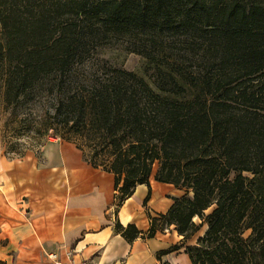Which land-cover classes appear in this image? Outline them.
<instances>
[{"label":"trees","instance_id":"obj_1","mask_svg":"<svg viewBox=\"0 0 264 264\" xmlns=\"http://www.w3.org/2000/svg\"><path fill=\"white\" fill-rule=\"evenodd\" d=\"M112 46L154 84L98 57ZM0 85L15 118L30 105L27 130L114 174L121 201L153 175L185 190L162 217L186 239L208 221L210 264H264V0H0Z\"/></svg>","mask_w":264,"mask_h":264},{"label":"crops","instance_id":"obj_2","mask_svg":"<svg viewBox=\"0 0 264 264\" xmlns=\"http://www.w3.org/2000/svg\"><path fill=\"white\" fill-rule=\"evenodd\" d=\"M41 155L10 157L0 141V264H55L53 254L62 262L192 264L187 248L206 228L187 239L174 225L161 228L185 190L153 175L121 201L115 175L87 163L76 145L51 139ZM129 226L139 232L133 239L123 233Z\"/></svg>","mask_w":264,"mask_h":264},{"label":"rangeland","instance_id":"obj_3","mask_svg":"<svg viewBox=\"0 0 264 264\" xmlns=\"http://www.w3.org/2000/svg\"><path fill=\"white\" fill-rule=\"evenodd\" d=\"M98 57L108 62L110 65L122 68L130 72L136 73L139 77L144 78L147 82L150 84H154V77H153V70L148 69L146 65L145 59L135 53H129L123 47L121 46H112V47H105L101 48L98 53ZM3 89L0 85V141L3 144L5 148V152L10 157H24L28 154H35L40 159L42 158V148L46 143H48L51 139L60 137H52L51 135L47 136H40L34 133L33 131L27 130L26 126H29L31 123L25 122L23 120H30V117L27 116L30 105H27L24 107L21 111L18 110L15 114L17 118L14 117V112L12 110H7L5 106L3 105ZM39 105L36 107L39 109ZM38 111V110H37ZM35 114L37 113L34 111ZM24 126V129H23ZM159 169V164L157 163L154 166L153 173L156 174L157 170ZM118 196L119 199L122 196V191L118 190ZM199 219H196V224H200ZM176 226L177 225L173 224ZM161 228L166 229L168 228V223H164L161 225ZM206 228H209L208 221L200 228L199 232H202V230ZM194 227L190 226L187 230V235L193 237L195 235L194 233ZM194 233V234H193ZM198 233V232H197ZM206 234V233H205ZM205 234L202 236L204 237ZM252 234V231L246 230L243 233V237L245 239H248ZM186 235V234H185ZM192 235V236H191ZM201 237V238H202ZM206 238V236H205ZM222 240H226L230 246H234L235 244V235L226 234L221 238ZM217 245L216 242L210 240V241H198L196 245L193 246H199L201 249L199 251H196L195 254H202L205 260L207 261V264H210L211 261H209V257L205 255L206 252H211L213 250L212 248H215ZM231 248V247H230ZM214 262V261H213ZM221 259L215 258V264H220ZM230 264H252L248 260L244 262H237L235 259Z\"/></svg>","mask_w":264,"mask_h":264},{"label":"built area","instance_id":"obj_4","mask_svg":"<svg viewBox=\"0 0 264 264\" xmlns=\"http://www.w3.org/2000/svg\"><path fill=\"white\" fill-rule=\"evenodd\" d=\"M51 257L54 260L55 264H93L91 261H83L81 263H76L74 261L62 262L59 257L55 254H53Z\"/></svg>","mask_w":264,"mask_h":264}]
</instances>
